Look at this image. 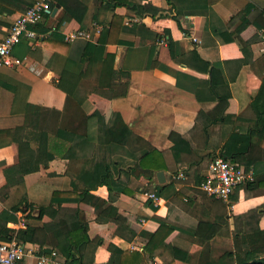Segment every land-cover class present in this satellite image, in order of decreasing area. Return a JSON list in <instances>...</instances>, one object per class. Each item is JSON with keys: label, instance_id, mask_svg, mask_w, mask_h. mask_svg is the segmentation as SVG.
Here are the masks:
<instances>
[{"label": "crops", "instance_id": "obj_1", "mask_svg": "<svg viewBox=\"0 0 264 264\" xmlns=\"http://www.w3.org/2000/svg\"><path fill=\"white\" fill-rule=\"evenodd\" d=\"M56 1V12L40 20L37 38L25 40L14 50V57H26L23 63L0 67V164L13 167L19 163L14 132L22 124L29 126L32 112H41L45 118L48 109L43 126L56 135L48 168L24 177L27 200L37 207L48 206L38 230L26 224L24 209L13 214L15 220L0 219V225L13 230L28 252L17 264H36V254L60 252L61 245L67 244L65 231L79 224L77 203L58 206L51 202L58 197L54 191H70L71 181L81 187L75 160L89 155L79 152L77 136L61 132L67 92L85 104L96 144L104 143V130L119 114L165 160V169L156 170L151 180L124 172L117 175L128 193L120 194L115 202L114 219L97 216L88 204L79 205V218L87 223L91 240L88 262L92 258L93 264H114L119 249L140 252L139 264L151 260L158 264H241L244 257L236 255L240 246L234 239L235 217L264 206V0H130L127 6L114 9L127 29L118 28L114 41L107 45L97 42L99 33L94 34L91 41L96 45L87 50L84 60H66L61 80L56 70L68 50L58 51L57 45L41 38L61 20L57 37L86 27L92 20L100 26L107 24L111 11L110 0ZM32 2L0 0V39ZM199 112L214 120L207 126L210 149L201 148L203 152L192 155L183 152V161L179 157L177 162L171 151L174 142L198 128ZM226 140L231 161L251 169L256 182L235 188L228 202H223L199 188L209 161L197 159L212 148L221 156ZM195 142L203 140L197 137ZM88 145H84L86 150ZM89 148L92 155L93 148ZM68 165L72 168L69 176ZM158 171L163 172V181H158ZM180 171L185 172V179L175 178ZM150 192L158 196L157 204L144 196ZM91 193L108 198L104 185ZM4 209L0 202V213ZM159 225L170 231L162 244L143 253ZM257 225L264 229V213ZM165 231L160 229V233ZM241 246L244 251V243Z\"/></svg>", "mask_w": 264, "mask_h": 264}, {"label": "trees", "instance_id": "obj_2", "mask_svg": "<svg viewBox=\"0 0 264 264\" xmlns=\"http://www.w3.org/2000/svg\"><path fill=\"white\" fill-rule=\"evenodd\" d=\"M35 1V0H34ZM108 2L107 0H99ZM58 1L52 0L50 2L51 10L56 6ZM130 0H110L109 9L111 11V18L107 24L98 25L93 20L88 26L80 28L87 30L94 35L95 26H100V32L97 39L101 45H107L114 41L113 34L119 30L125 31L127 28L122 23V17L114 12V9L120 6H127ZM34 2L31 3V5ZM29 7V6H28ZM27 9V8H26ZM25 9V10H26ZM88 11H92L88 7ZM51 12V11H50ZM50 12L45 13L44 17L50 18ZM93 12V11H92ZM61 20V19H60ZM62 21V20H61ZM61 21H58L60 23ZM56 24V28L48 30L50 31L46 37L41 39L45 42L53 43L57 46L55 48L59 51L62 48H67V53H63L59 60V67L56 70L58 80L61 77L63 66L66 60L82 61L85 59L87 50L96 45L92 41L85 39H78L72 42L64 41V36H56V29L60 27V24ZM39 22L33 25L34 30H39ZM133 23L131 25L134 26ZM44 30V29H42ZM132 30V28H130ZM47 30L43 31L46 32ZM39 32V31H38ZM43 32H39L43 33ZM25 39H22L17 46L24 44ZM97 43V44H99ZM13 50V52H14ZM23 57V56H22ZM3 67V66H0ZM5 67V66H4ZM61 80V79H60ZM55 84V83H54ZM59 85V83L57 84ZM66 102L63 108V117L61 120V132L65 130L67 136L72 134L77 136L79 144V152L84 156L89 154L86 159L85 157H79L75 160L77 163V181L80 182L81 187L75 181L70 182L69 190L54 191L53 196L58 197L51 199V202H56L58 206L62 202H75L77 203V211L75 216L77 217L79 224L71 230L65 231L66 234V245H61L60 253L62 257L72 262L73 264H93L92 258L89 262L87 258V247L91 243V240L87 233V223L79 218V205L88 204L93 209L97 216L106 215L108 217L115 218L117 209L115 202L122 193H128L124 185L119 183L117 175L123 173L126 175H133L135 177H144L151 180L155 175V171L158 169H165V160L162 152L157 151L155 148L145 141L142 137L132 132L127 124H125L119 114L113 120V123L107 127L104 132V143L96 144L95 137L89 132V116L86 113L85 104L76 101L66 93ZM74 99V100H73ZM69 110L73 113L70 114ZM53 111V110H52ZM64 111H67L64 114ZM51 113V112H50ZM75 113V114H74ZM49 110L45 112L41 117V112H35L30 116L29 126L20 125L15 129L14 140L18 144L19 151V163L13 167H7L0 164L3 173V182L0 185V202L4 205L5 209L0 213V219L6 221L12 219L15 220L14 213L19 210H27L25 215V222L27 225H32L35 231L41 225L43 216L48 206H35L33 203L27 200V191L25 187L24 177L26 174L43 171L48 168V162L52 155L54 137L53 130L48 129V126H43V121H48ZM38 115L43 118L40 125L37 119ZM71 119V120H70ZM221 120V119H218ZM209 117L203 116L202 112H199L196 117V123L198 128H194L190 134L181 137L178 141L174 142L172 153L178 159L183 152L188 155H192L199 151L201 148L210 149L209 137L207 134V126L213 123ZM71 131V133H69ZM60 132V133H61ZM201 138L203 142L197 144L196 138ZM67 139L63 138L66 142ZM94 142L93 144L88 143ZM208 142V143H207ZM85 144L88 145L86 150ZM230 144L229 140L225 141V148L221 156L226 159H230V151L227 149ZM93 154L89 153L90 148ZM214 149L205 151L203 154L198 155V162H202L203 159H208V164L216 156ZM91 156V157H90ZM180 159L183 161V158ZM197 160L195 163H197ZM72 161V160H71ZM88 164V166H81V164ZM194 163V162H193ZM71 164V163H69ZM192 164V161H191ZM72 169L70 165L67 166L66 175L69 176V171ZM185 175V172L182 171ZM207 172V171H206ZM178 174V173H177ZM176 174V175H177ZM204 173L201 177H204ZM186 177V176H185ZM117 178V179H116ZM256 182V179L246 186H251ZM106 186L108 190V198L103 199L98 195L92 194L91 191L95 190L98 186ZM52 205V204H51ZM37 209V214L33 215L32 211ZM264 213V206L258 207L249 211L248 213L235 217L236 231L234 233V239L240 246V250L236 253L238 258L244 257L241 264H264V229L259 228L257 225L259 218ZM243 225H246V229L243 230ZM166 228V231L160 233V229ZM170 229L165 225H159L157 231L150 235L148 241H146L143 247L144 252H151L152 248L158 244H162L165 236L168 234ZM14 237L13 230L6 227V225H0V239L9 241ZM18 242L19 240L15 238ZM99 244V241L96 242ZM241 243H244L245 250L241 248ZM154 245V246H153ZM48 252V251H47ZM46 253V252H44ZM142 259V254L135 250H119L116 249L114 264H139Z\"/></svg>", "mask_w": 264, "mask_h": 264}, {"label": "built area", "instance_id": "obj_3", "mask_svg": "<svg viewBox=\"0 0 264 264\" xmlns=\"http://www.w3.org/2000/svg\"><path fill=\"white\" fill-rule=\"evenodd\" d=\"M52 0H35L34 3L19 14L11 23L6 34L0 39V66L12 67L20 65L26 59L23 57H14L13 50L22 39L32 42L38 36L32 28L33 25L40 22L45 13L51 11L50 2ZM54 29V28H53ZM100 32V26H95L94 34ZM78 39L91 41L93 35L84 29L70 30L64 33V40L72 42ZM196 41V38H192ZM177 179H185V175L180 171ZM255 180V174L251 169H244L238 164L232 162L223 156L216 155L209 163L204 177L199 183V188L210 197L218 198L223 202H228L233 190L237 187L252 183ZM154 204H157L159 198L153 193H144ZM232 208V205H230ZM21 225L25 227L24 220ZM28 252L22 243L15 238L9 241L0 240V264H17ZM36 264H73L65 260L57 250L38 253L35 255ZM149 264H158L151 260Z\"/></svg>", "mask_w": 264, "mask_h": 264}, {"label": "water", "instance_id": "obj_4", "mask_svg": "<svg viewBox=\"0 0 264 264\" xmlns=\"http://www.w3.org/2000/svg\"><path fill=\"white\" fill-rule=\"evenodd\" d=\"M58 6H59V5L56 4V6L52 9V11H51L52 14H54V13L56 12V9H57ZM156 176H157V179H158L159 182L164 180V174H163L162 171H158V172L156 173Z\"/></svg>", "mask_w": 264, "mask_h": 264}, {"label": "rangeland", "instance_id": "obj_5", "mask_svg": "<svg viewBox=\"0 0 264 264\" xmlns=\"http://www.w3.org/2000/svg\"><path fill=\"white\" fill-rule=\"evenodd\" d=\"M93 121H96V120H93ZM90 130H91V128H90ZM93 132H96V131H95V129H94V131H93Z\"/></svg>", "mask_w": 264, "mask_h": 264}]
</instances>
